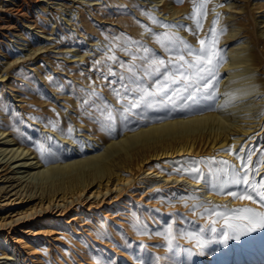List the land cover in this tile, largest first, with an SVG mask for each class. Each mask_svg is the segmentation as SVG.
I'll list each match as a JSON object with an SVG mask.
<instances>
[{"label": "rangeland", "instance_id": "rangeland-1", "mask_svg": "<svg viewBox=\"0 0 264 264\" xmlns=\"http://www.w3.org/2000/svg\"><path fill=\"white\" fill-rule=\"evenodd\" d=\"M77 1H78V4L76 3ZM135 1H137L138 4L139 3L142 4V5L140 4L139 5L143 6L146 10H149L151 14H153L157 19H159V21L163 22L164 24H179V25H184L186 28L192 29L193 32L195 33L194 35L191 33H188V31L186 30H181V31L172 30V32L174 35L183 38L185 41H187L189 44H191L193 47L197 49L201 47V45L199 44V41L204 40L206 36L209 35L208 30L212 26V20L216 15L219 14V22L216 25V28L226 29L225 27L228 26L227 28L229 29L231 22L229 21L230 23H227L229 20L228 13L230 11L231 12L235 11L234 9H230V7H226L227 5L225 6V4H227L229 0H224V2L223 0H219V1L210 0V3L207 6V15L204 16L203 18L199 17V15L197 17L198 19H202V28L196 29L194 21L186 19L187 16L192 14L193 6L190 4V0H182V2L179 4H177L175 0H155V1L150 0V2L149 0H145V1L135 0ZM253 1L248 0V1H243V2H236V4L235 5L233 4L232 6H237V5L245 6V8H242L241 11H238V12H240L241 14L245 12L244 15L247 18V21L250 24V28L252 31V38L254 39L260 38V40L264 42L263 40L264 33L261 37L259 33V29H258L259 27L253 23L254 19L259 20V17H258L259 15L264 16V0H261V1L253 0ZM2 2L3 4H6L9 2V0H5V1L3 0ZM257 3L262 4L263 7L260 9H256L254 8V6H252ZM24 5L26 6V8H28V16L23 17V19H20V21L18 22L19 31L15 33L16 35L20 34V32L21 33L24 32L20 30L22 28L21 25H23V23H25V25L28 24L27 22L28 18H32L33 16H38L43 26L50 27V28L52 27L51 28L52 31H50V33L52 34L51 36L50 35L47 36L48 39H46V42H49L53 39V40H56V43L58 44L61 41L62 42L61 46L65 48V51H68V48H69L68 45L72 46L73 44H75L77 40V41H80L81 43L78 45L72 46L73 48L72 47L71 48L76 50V52L83 54V57H80V58L71 57L72 58V59L70 58L72 60L71 61L70 59H66L62 57V55L65 53L64 48H60V47L52 48L51 46H54L56 44L55 42L46 44V45H45V42H43V44L47 46V48H43L35 52L31 56V58H33L34 56L38 54L46 52V49L51 48V50H49L51 53L48 55L51 63L49 64H47L46 62L45 63L40 62V64L38 63L36 65L38 66V72L42 75V77L44 76L43 81L45 83H48L49 80H47V76H45L44 74L46 73L47 70L44 69V67L51 66V65L55 67V63L56 64L58 63L57 65L59 69L55 68L53 72H51L50 77L54 79V78H57L56 75H60L59 76L60 78L64 77L62 79H63V82L65 83L63 85L62 84L58 85V88L54 89L55 92L52 91L53 89L52 88L50 89V87L47 88V86H42V88L43 87L44 88L40 96H39L40 93L38 89L34 90L32 93V96L39 97V100L42 103L39 108H36V111H38L41 108L49 109L52 112L54 111L53 113L55 115L62 116V118L64 119L66 118L65 115L69 113L68 114L69 117L74 116L73 117V119L75 120L74 124H76L77 126H80L83 128V126H86L88 124V126L97 127L98 125L95 123H92L89 120L88 116L81 114V110L79 109L77 105L78 101L76 100H79L83 95V93L81 92L82 88L83 90H86V91H91L92 88H95V89L97 88L96 91L97 92L100 91L98 93L102 97H104L105 100L109 101L108 103L116 107H119V105H117L115 98L110 94L108 88L104 87V85L108 84V80H104L100 77V72L103 71V69H101L99 66L94 65L95 60L103 59V49L108 44L107 43L108 40H110L111 37L113 36H120L121 34H123V35H126L127 37L132 38L133 40L142 41L147 46L150 44V46H148L149 48L154 49V51L156 53H159L161 57L167 59V57L165 56V53L161 50V48L156 43L153 42V39L149 35L147 34L142 35L143 29L141 28L140 25L143 24V25L148 26V24L146 23V20L144 22V20H140L137 17H135L133 14L134 9L128 10V6L107 4L105 0H96V1L95 0H25ZM79 5H83V6L79 7ZM179 5H182V6H179ZM218 5H223V6L219 7ZM171 6H176V7L179 6L178 8H180L181 10L177 14L172 15L170 11ZM73 9L75 12L72 11ZM88 9H91L92 16L87 12ZM78 11L79 13L89 15V18L94 20V23L96 24L98 28V38L97 39L95 37L92 38V36L87 35V34H85L84 36L81 35L79 24L76 21L77 16L79 15ZM121 11L123 14L121 13ZM51 12H53L52 13L53 16ZM235 12H237V10ZM240 13H236V14L238 15ZM94 16L95 17L97 16V17L94 18ZM235 16L236 15H234V17ZM220 17L222 18L221 20H220ZM54 18L56 19V21L54 20ZM66 18H69V19L71 18L68 21V25H70L71 22L75 23V25L74 23L73 25H71L72 27L71 26L70 28L67 27L70 29V31L72 32L74 31V34L76 36L74 34L73 36H75L74 37L75 39H72L73 37L71 38V35L67 31L68 29H66L67 31L66 32L65 29L60 25L61 21H63ZM207 18H209V21L207 22L208 24L206 23ZM222 23L226 25L224 26ZM59 26L61 28H59ZM148 27L151 28L152 31L154 30L153 32H156V33H163L165 31V29L160 28V27L157 28V26L155 25L148 26ZM32 28L30 27L28 30V32H30L29 35H32V36L39 35L45 38L46 37L45 33H48V31H46L43 28L36 29V30ZM60 30L62 32H60ZM225 32L223 35L219 36L218 43L216 44V47L222 50L223 53L228 43L225 44L224 43L225 40H221V41L219 40L221 36L226 35ZM29 35L28 37L19 35L20 37L16 36V37H12L6 40L7 46H9L8 47L9 52L11 54L14 55L16 53H20L19 57L21 58L19 59V61L27 60V58H29L28 55H26V51H24V50H27L26 42H27V38H29ZM62 35L64 36V38ZM66 35H67V38H66ZM100 37L102 39H100ZM106 37L108 39H106ZM57 38L59 39L57 40ZM236 39L238 40V35L232 39V42ZM96 40L97 42H95ZM104 42L106 43L104 44ZM230 46L231 45H229V47ZM57 49H63V52H62L63 54L62 55L60 54L59 57L58 55L57 57L53 55V52L57 53ZM258 50H260V48H258ZM84 51H87V52H84ZM115 55L118 57L119 60L130 62L129 56L125 55L122 52L117 51ZM124 55L127 57V59ZM262 56H264V53ZM1 62H3V60L0 61V63ZM65 64H67V66ZM66 67H68L70 71H68V68ZM113 67L115 71H120V69L116 67L115 65ZM35 68L36 67H29L28 69L31 71V69H35ZM4 70L5 69H0V75L3 73ZM67 72H71V73L68 74ZM222 74L223 72L220 66L219 72H218L219 77H221ZM256 74L258 75V77L260 76V78L264 77V57L260 59L259 66L256 68ZM8 77H12V75H6L4 78L3 77L0 78V88L2 84H4L5 90H11L12 91V92L10 91L11 94L21 93V90H19L17 84L11 83V80L13 78H10L11 80L10 79L8 80ZM76 78L78 79L76 80ZM111 79L113 78L109 77V80ZM78 80L80 82H77ZM10 84L16 87L12 88ZM219 84H220V81H219ZM69 87L71 90L69 89ZM57 92L60 93V95L57 94ZM63 92L66 97L64 96ZM77 93L79 94V97ZM107 95L109 96L108 98H107ZM0 96H3V100H5L4 98L5 95L3 94L2 90H0ZM110 98L112 101H110ZM18 99H19L18 97L11 99L13 106L19 105V102L17 101ZM52 99L54 100L52 101ZM9 100H10V97H7V101ZM63 102L65 104H63ZM20 105H24V104H20ZM9 106L11 108V104H9ZM58 109L59 110L61 109V110L58 111ZM204 111H209V110L207 108H204V109H198V110L189 111V112H181V111L169 112L168 109H159L156 111H149L147 113L148 118L146 120L140 121L137 117L133 116L129 119L127 128H125L123 125H118L117 131L112 133L111 136L117 137L119 133H121L122 130H129V129L134 130L138 128L139 126L144 125L148 121L149 122L157 121L160 119H166V118L175 117L179 115H187L191 113H199V112H204ZM14 115L18 116L19 113L16 112ZM30 127L32 128L33 133L35 134H40L41 132V135H42V133H44L42 132L43 129L42 128L40 129V126H38V123L36 124V126L34 123H31ZM80 133H83V132L73 131V134L75 135V137H77V139L79 138L80 142H85L82 136H80ZM78 136H80L81 138ZM263 136L264 134H262V138H260L261 136L255 137L249 150L248 149L245 150V152L250 151L252 149L256 150L252 153L253 158L251 157V159L253 161V164H255L257 171H259V168L261 165L256 162L261 156H263V152H264V151H261L262 149H264V137ZM50 137L52 139L48 140L49 143L54 144V142H56L60 144L59 150L62 153H65L66 147H68L67 149H70L69 144L76 145V143H69V142L68 144L67 142H65L66 144L61 143L57 141L56 139H54L52 136ZM76 147L77 146L74 147V150L77 154L79 153V151L76 150L77 149ZM221 150L226 151L227 147H222ZM160 160L162 161V163L160 162ZM221 160L228 161L230 164H235L230 159H227L226 157H223L222 155H220L219 152H214V154L213 153L208 154V152L204 151L196 155L195 154L194 155L193 154L180 155L179 157L171 156V157H165L162 159L153 160L151 161L150 165L154 164L153 166L157 167L154 169L156 170L158 169L157 171H162L166 174H170L174 176H179V177L185 176L186 177L187 174L178 173L176 170L187 168L189 166V162H194V161H206L208 162L209 165L216 167V165H214L213 162L221 161ZM168 165L169 167H167ZM250 166L251 165H249V167ZM200 167L202 171L204 172L208 171L207 166L201 165ZM24 169L20 171H25L26 169L25 170ZM23 174L26 175L27 173L24 172ZM132 175L134 178L133 182L131 181L132 185L131 184L126 185L125 190L120 194L121 196L116 194L117 192H113V190L111 192L106 193L107 195L105 194L104 195L105 197L104 196L101 197L100 195L97 198H92V197L82 198L83 196H81L78 201H74L72 204L68 205L66 208H63L62 205L61 206H56V205L51 206L50 205L48 207L44 206L41 209H37L36 213H33V216L22 218L19 221H15L12 223H8V222L16 219L17 216H13L16 214V212L13 214H11L10 212L12 211V208L16 207L17 205H13V206L10 205L9 207L7 206L5 208H0V212H5L4 216L7 217V218L5 217L6 221L2 223L3 225L0 226V233L6 237L7 243L9 245L6 248V251L10 252L12 249L15 255L20 260V262L24 264H154L153 258L155 257L163 258L161 259L159 264H264V229L262 228H257L255 231L248 232L246 235L241 236L239 240L230 239L227 241L226 244L222 242L211 243L203 249V255L195 254L197 250L194 244L188 242L186 239L179 238V236H176V238L174 239V245L178 246V250L174 248L172 252L165 251L166 242L161 236H158L155 234L157 231H163L164 228L167 227L168 224H172L174 228H185L187 231L194 232L197 235H199V230L201 228H205V235L207 236V235H210V233L208 232V229L205 226L210 225V222L207 219L200 218V212L203 211L202 209L195 213L190 212V208L192 207V204L195 203V201L183 200L179 198L181 196H187L189 194H194L197 198H199L194 193V191L183 192L182 194H180V196L172 198L170 197V195L166 193L168 192V190H172V189L173 190L177 189V191H179L180 185L174 184V183H168L165 186L161 188L159 187L154 191H147V190H143L142 188H140V186H137L136 184L137 183L136 179L142 178L143 176L142 174H140V170L139 169L133 170ZM260 177H264V173H263V176H260ZM260 177L259 178L256 177V179H260ZM186 178H188V176ZM200 182L205 183L203 180H201ZM232 190L238 191L239 189L233 187ZM224 196H226L228 199L233 200V202L236 200V202L229 205L227 204V201L210 202L208 200L204 201V199H201V198L199 199L207 205L222 206L221 210H223V208L226 207L229 210L238 209V208H251L253 211H257V212L262 211V209L259 207L258 204L253 203L249 200L234 199L232 197H228L227 195H224ZM253 198L257 199L254 193H253ZM152 199H153V203H152ZM185 204H187L188 207H185L184 206ZM164 208L166 209L164 210ZM127 214H128V217H127ZM148 215L149 217H147ZM155 217H157L156 220H155ZM181 217L183 218L182 220L180 219ZM91 221L93 223L90 224ZM126 226H128L129 229ZM216 227L218 229H222V221L217 223ZM83 228L86 230L84 231ZM104 228L106 231L104 230ZM130 228L132 230H130ZM88 231H90V234L88 233ZM69 233L72 235H70ZM88 234L91 236H89ZM94 236H96L95 239H94ZM222 239H223L222 236L219 237V240L222 241ZM89 241L91 242V245L89 244L90 243ZM189 251L194 253V255H192L191 258H189L188 256ZM12 261L0 259V263H5V264H11V263L13 264Z\"/></svg>", "mask_w": 264, "mask_h": 264}, {"label": "bare ground", "instance_id": "bare-ground-1", "mask_svg": "<svg viewBox=\"0 0 264 264\" xmlns=\"http://www.w3.org/2000/svg\"><path fill=\"white\" fill-rule=\"evenodd\" d=\"M2 1L3 0H1L0 2V61L3 60V62L0 63V69H5V70L0 75V78L2 77L4 78L6 75H12V77H8V80L10 78H13L12 80L10 79L11 83H16L19 90H21V93L19 94H11L12 92L11 90H5L4 84H2L0 88V90H2L3 94L5 95L4 96L5 100H3V96H0V208H5L7 206L9 207L10 205L12 206L17 205L16 207L12 208V211L10 212L11 214L16 212V214L13 216H17V218L11 220L8 223L19 221L22 218L31 217L33 216V213H36L37 209H41L44 206L48 207L50 205L51 206L62 205L63 208H66L74 201H78L81 196H83L82 198H90V197L97 198L100 195L101 197H103L106 193L111 192L112 190L113 192H117L116 194L120 195L125 190L126 185H130L131 181L133 182L134 178L132 175V171L135 169H139L140 174L143 175L142 178L136 179L137 186H140V188H142L143 190L154 191L157 188L159 187L161 188L168 183H174L180 185V190L179 191H177V189L168 190L166 194L170 195V197L172 198L180 196V194H182L183 192L194 191V193L199 198L204 199V201L205 200H208L210 202L227 201V204L229 205L236 202V200L233 202V200L228 199L224 195L221 196L214 194V192L205 188V183L203 182L197 183L191 179L186 178L187 176L179 177V176L166 174L162 171H157L158 169L157 170L154 169L157 167H154L153 166L154 164L150 165V163L153 160L162 159L165 157H171V156L179 157L180 155H190V154L196 155L200 152L205 151L208 152V154L209 153L214 154V152H219L220 155L226 157L227 159H230L237 166H239V161H237L233 155H229L228 152L221 150V148L227 147V149H229L231 146L235 145V148L233 149L234 152H239L241 148L245 150L246 149L249 150L255 137L261 136L260 138H262V134H264L263 133L264 115H261V113L264 112V77L263 78H260V76L258 77V75L256 74V68L259 66L260 59L264 57L262 56L264 53L263 50L264 42L261 41L260 38H255V39L252 38V31L250 28V24L248 23L247 18L244 15L245 12L242 14L238 12L241 11L242 8H245V6L244 5L232 6L233 4L235 5L236 2H243L248 0H229L227 4H225V6L227 5L226 7H230V9H234L235 11L237 10V12L230 11L228 13L229 20L228 22L227 21L226 22L227 23L231 22V25L229 26L230 27L229 29L227 28L228 26L225 27L227 29L225 32L226 35L221 36L219 40V41L225 40L224 43L225 44L228 43V45L226 46L223 53L224 62L221 65V70L223 74L221 77H219L220 84L218 83L219 85L217 86L218 89L217 97H218V103L222 104L225 99V93H233V92H238L239 90L247 89L248 95L246 96L241 95L240 98L235 101V106L229 107L226 111L209 110L199 113H191L187 115H179L166 119H160L157 121H151V122L148 121L144 125L139 126L134 130H122L117 137L109 136L107 133L101 131L98 126L92 127V126H88V124L86 126H83V128L77 126L76 124H74L75 123V120L73 119L74 116L69 117L68 112H67L68 114L65 115L66 118L64 119L62 118V116L55 115L53 113L54 111L52 112L49 109L41 108L38 111H36V108H39L42 103L40 102L39 97L32 96L34 90L38 89L40 96L44 88V87L42 88V86H47V88L50 87V89L52 88L53 89L52 91H54V89L58 88V85L65 84L62 79L64 77L61 76L62 78H60L59 77L60 75H56L57 78L54 79L50 77L51 72H53L55 68L59 69L57 65L58 63L57 64L55 63V67L52 65L44 67V69L47 70L46 73L44 74L45 76H47V80H49L48 82L49 85L48 83H45L43 81L44 76L42 77V75L38 72V66H36L38 63L39 64L40 62L42 63L46 62L47 64L51 63L48 57V55L51 53L49 51L51 50V48H48L46 49V52H43L31 58V56L35 52L43 48H47V46H45L46 44H50L54 42L56 43V40L53 39H52L53 41L51 40L49 42H46V39H48L47 36L49 35L51 36L52 34L50 33V31H52L51 30L52 27L50 28L43 26L38 16H33L32 18H28L27 21L28 24L25 25V23H23V25H21L22 28L20 30L24 32L22 33L20 32V34L16 35L15 33L19 31L18 22L20 21V19H23V17L28 16V8H26V6L24 5L25 0H9V2L6 4H3ZM105 2L107 4H112V5L128 6V10L134 9L133 14L135 17H137L140 20H144V22L146 20L148 26L153 25L143 14L144 12L150 13L149 10H146L143 6H140L142 4L139 3L140 4L139 5L138 2L135 0H105ZM76 3L78 4V1ZM190 4L193 6V0H190ZM81 6L83 5H79V7ZM252 6H254V8L256 9H260L263 7V5L260 3L254 4ZM178 7L176 6L170 7V11L172 15L177 14L181 10ZM72 11L75 12L74 9ZM87 12L92 16L91 9H88ZM52 13L53 12H51V14ZM236 13H240V14L237 15ZM234 15H236L237 17L236 16L234 17ZM96 17L94 16V18ZM258 17L259 20L254 19L253 23L259 27L258 28L259 33L262 37L264 33V16L259 15ZM70 19L69 18L64 19L63 21H61L60 25L65 29V31L66 29H68L67 31L71 35V38L73 37L72 39H75L74 37L76 35L74 34V31L72 32L69 29L74 22L73 23L71 22V24L69 23L70 25H68V21ZM221 19L222 18L220 17V20ZM54 20L56 21L55 18ZM76 21L79 24L81 35L84 36L85 34H87L92 36V38L93 37H95L96 39L98 38V28L94 23V20L89 18V15L79 13ZM208 21L209 18L206 19V23ZM224 23L222 24L224 25ZM30 27L31 28L33 27L32 29L35 30L43 28L46 31H48V33H45L46 34V37L44 36L45 38L39 35L32 36L29 35L30 32H28ZM59 28L61 27L59 26ZM60 32L62 31L60 30ZM73 34L75 36H73ZM19 35L27 36V37L29 35V38H27V42H26L27 50H24L26 51V55H28L29 57L27 58V60L19 61V59L21 58L19 57L20 53H16L14 55L11 54L8 49L9 46H7V42H6L7 39L16 36L18 37ZM237 35H238V40L236 39L232 42V39ZM101 37L100 39H102ZM58 39L59 38H57V40ZM43 42H45V45L43 44ZM95 42H97V40ZM61 43L62 42L60 41L58 44L56 43L54 46L51 47L64 48L61 46ZM80 43H81L80 41L76 40L75 44H73L72 46L78 45ZM105 43L106 42H104V44ZM229 45L231 46L229 47ZM72 46L68 45L69 47L68 51H65L64 48V52H65L64 54L62 53L63 49H57V53L53 52V55H55V57H57L58 55L59 57L60 54L61 55L63 54L62 57L66 59H70L71 57L72 58L83 57V54L76 52V50L72 49L73 48ZM148 46H150V44ZM258 48H260V50H258ZM65 65L67 66V64ZM27 67L28 68L36 67L35 69H31V71L33 70L35 72L33 71L31 72ZM68 71H70L69 68ZM67 73L69 74L71 72H67ZM77 79L78 78H76V80ZM77 82L80 81L78 80ZM10 85L12 86V84ZM13 87L14 86H12V88ZM57 94L60 95V93L58 92ZM7 97H10L9 101H7ZM17 97L19 98L17 100L19 102V105L13 106L11 99ZM108 97L109 96L107 95V98ZM53 100L54 99H52V101ZM110 101H112L111 98ZM9 104H11V108ZM20 104H24V105H20ZM63 104L65 103L63 102ZM60 110L58 109V111ZM16 112L19 113L18 116L14 115ZM49 121L57 122L58 129H62L64 133H67L69 125H71L73 129H76L74 131L83 132L80 133V136H82L85 142H80L79 138L77 139V137H75L73 133L72 135L74 136L76 141H79V143L74 142L72 139L66 138V136L62 135L59 130H53L50 126H48ZM31 123H34L35 126L38 123V126H40V129L41 128L43 129L42 132L44 133H42V135L41 132L40 134L33 133L32 128L30 127ZM50 136H52L54 139H56L61 143L67 142L68 144L69 142V143H76V145L69 144L70 149H67L68 147H66L65 153H62L59 150L60 144L56 142H54V144H51L49 143L48 140L45 139ZM41 145H43L46 149H48L49 145H51V148L45 151L46 153L44 152L42 155L41 152L38 151V148ZM75 146H77L76 150L79 151V153L77 154L74 150ZM243 154L244 153H241V155ZM263 156H264V152H263ZM160 162L162 163L161 160ZM260 165L261 166L259 168L258 176H257L258 178L260 176H263L264 173V164H260ZM167 167H169V165ZM22 169H24L25 171H20ZM24 172H26L27 174L24 175L23 174ZM152 203H153V199H152ZM165 209L166 208H164V210ZM4 213L5 212H0V226L3 225L2 223L5 222L7 218L6 216H4ZM147 217H149V215ZM156 218L157 217H155V220ZM91 223L93 222L91 221L90 224ZM126 227L129 229L128 226ZM85 230L86 229H84V231ZM130 230L132 229L130 228ZM88 233L90 234V231H88ZM96 236H94V239ZM89 244L91 245V242ZM7 246L9 245L7 243L6 237L0 233V259L11 260V261L13 260L12 261L13 264H24L20 262V260L15 255L12 249L10 252L6 251ZM0 264H5V263H0Z\"/></svg>", "mask_w": 264, "mask_h": 264}, {"label": "snow or ice", "instance_id": "snow-or-ice-1", "mask_svg": "<svg viewBox=\"0 0 264 264\" xmlns=\"http://www.w3.org/2000/svg\"><path fill=\"white\" fill-rule=\"evenodd\" d=\"M175 2L179 4L182 0H175ZM209 3L210 0H193L192 14L186 19L194 21L196 29L202 28V19H198L197 15L201 18L206 16ZM218 6L222 7L223 5ZM143 14L151 24L165 29L163 33H156L148 26L140 25L143 29L142 35H149L165 53L167 59L161 57L142 41L133 40L123 34L113 36L108 40V44L103 49V59L95 60L94 65L103 69L100 72V77L108 80V84L104 87L108 88L119 107L108 103L95 88H92L91 91L82 89L83 95L78 101L81 114L88 116L89 120L97 124L101 131L111 136L117 131L118 125L127 128L131 117L135 116L140 121H144L148 118L149 111L159 109H168L169 112H189L204 108L211 111H226L229 107L235 106V101L241 95H248L247 89L225 93L223 103H218V72L224 62V57L222 50L218 49L216 44L219 36L226 31V29L218 30L216 28L219 14L212 20L209 35L199 41L201 45L199 49L172 32V30H186L194 35L192 29L179 24H164L151 13L144 12ZM106 39L108 38L106 37ZM117 51L129 56L130 62L119 60L115 55ZM114 65L120 71H115ZM109 77L113 79L109 80ZM261 115H264V112ZM48 126L53 130H59L66 138L79 143L72 135L74 129L71 125H69L67 133L58 129L57 122L49 121ZM45 139L51 140L52 138ZM50 148L51 145L48 149L41 145L38 151L43 155ZM234 148L235 145L226 151L239 161V166L224 160L214 161L216 167L209 165L206 161H194L189 162L187 168L176 171L187 174L188 178L197 183L203 180L205 188L216 195L249 200L258 204L262 211H253L251 208L229 210L226 207L221 210L222 206L207 205L194 194L181 196L180 199L195 201L190 212L195 213L203 210L200 212V218L210 222V225L205 226L210 235H205V228H201L197 235L185 228H174L172 224H168L163 231L155 233L165 240V251L172 252L174 248L178 250V246L174 245L176 236L193 243L197 250L195 254L203 255V249L211 243L226 244L228 240H239L241 236L255 231L257 228L264 229V177L256 179L258 171L251 159L252 153L256 150L245 152V149L241 148L239 152H234ZM241 153L244 154L241 155ZM256 163L264 164V156H261ZM201 165L207 166L208 171H202ZM249 165L252 167L250 168ZM233 187L239 190L233 191ZM253 193L257 199L253 198ZM184 206L188 207L187 204ZM221 221L222 229H218L216 224ZM221 236L223 237L222 241L219 240ZM192 255L194 253L189 251V258ZM161 259L163 258H153L154 264H159Z\"/></svg>", "mask_w": 264, "mask_h": 264}]
</instances>
